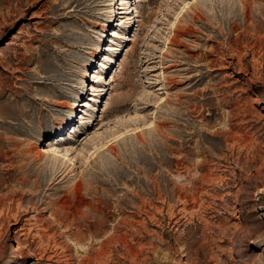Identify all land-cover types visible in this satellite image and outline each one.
I'll use <instances>...</instances> for the list:
<instances>
[{"label": "rangeland", "instance_id": "rangeland-1", "mask_svg": "<svg viewBox=\"0 0 264 264\" xmlns=\"http://www.w3.org/2000/svg\"><path fill=\"white\" fill-rule=\"evenodd\" d=\"M0 264H264V0H0Z\"/></svg>", "mask_w": 264, "mask_h": 264}, {"label": "bare ground", "instance_id": "bare-ground-1", "mask_svg": "<svg viewBox=\"0 0 264 264\" xmlns=\"http://www.w3.org/2000/svg\"><path fill=\"white\" fill-rule=\"evenodd\" d=\"M59 206V205H58Z\"/></svg>", "mask_w": 264, "mask_h": 264}]
</instances>
